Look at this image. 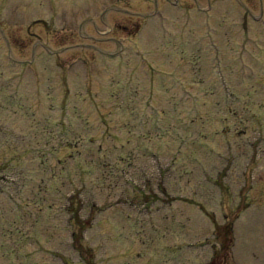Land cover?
Here are the masks:
<instances>
[{"label": "rangeland", "instance_id": "374dc122", "mask_svg": "<svg viewBox=\"0 0 264 264\" xmlns=\"http://www.w3.org/2000/svg\"><path fill=\"white\" fill-rule=\"evenodd\" d=\"M40 1L38 15H45L49 22L56 15L75 14V11L62 8L58 0ZM112 1L106 0L108 7L123 8L125 5L124 1ZM237 1L246 3V0ZM126 2L134 4L135 10H141L137 13L146 15L160 9L170 19L176 11L186 16V8L192 4L190 0H180L177 4H174L176 0ZM156 2L160 4L157 8L154 7ZM214 2L218 25H226V22L233 25L235 56H239V51L246 45L264 43L255 30L264 27L263 18L258 17L261 9L264 10V0L262 5L260 0H248L258 22L247 17V10L235 1L232 4L227 0ZM202 4L207 5V1ZM22 11H27L25 2ZM186 17L181 22L174 18L170 23L193 27L194 13L190 8ZM126 18L118 19L115 14H110L106 19L116 22L115 25L135 24ZM66 24L64 21L56 23L54 30L37 26L33 33L24 29L22 45L12 51L16 53L15 58L29 59L34 42L45 44L36 43L33 48L37 57L36 69L43 74L41 80L29 68L21 73L20 66L15 67L10 56L9 62L0 59V264H166L164 260L168 255L177 253L179 247L187 244L184 241H161L163 228L157 225L162 224L159 211L162 207L181 203L176 191L180 172H195L197 188H205L216 220L221 221L218 214L221 210L226 209L233 217L240 208L239 212L245 209L244 197L238 199V196L244 192L243 170L251 154L246 151L257 140V122L264 126V96L259 89L264 86L251 79L249 70L243 65L250 67L255 74L260 68L264 75L263 66L240 60L228 65L231 97L238 100L233 104V111L228 105L229 90H223L225 96L221 88L216 87L215 64L185 66L191 81L180 85V95L176 98L184 109L192 106L189 97L199 100L201 124L193 126L186 123L192 115L188 111L157 112L160 107L156 104L167 103L177 92V87L171 86V82L164 86L153 83L152 96L142 91L140 88L143 89L145 83L143 73L139 71L140 57L133 50L128 52L131 61L113 59L117 55L105 57L99 50L79 46L83 41H90L85 37L98 36L93 26L90 25L88 32L81 33ZM155 24L159 27L160 18L150 23ZM150 25L149 19L145 20L138 35L140 38L127 42L138 44L144 41V36L153 30ZM15 26L16 23L10 27L13 34L17 32ZM112 36L114 32L108 36L109 42ZM61 42L65 44H56ZM199 43L203 46L202 39ZM27 44L30 47L24 49ZM105 45L107 49H113L116 44ZM146 46L142 44V57L147 54ZM86 59L90 61L89 68L96 70L97 74L84 77V81L97 87L94 91L97 95L88 97V100L70 97L66 92H74L80 85V76L72 72L71 63L79 60L83 67ZM53 60L62 65L51 64ZM132 68L139 73L134 74ZM107 71L109 73L105 74ZM255 82L257 87L253 85ZM107 87L109 94H105ZM135 89H140L139 95L132 97ZM164 89L170 94L168 98L162 95ZM6 90L8 94L2 95ZM182 93L188 94L187 97ZM65 97H70L68 104H64ZM118 97L124 100L123 108L112 112ZM213 104L218 107L210 112L207 109ZM225 123L232 124L228 126L232 130L228 137L222 136ZM158 124L159 135L154 132L145 138V133L150 130L158 131ZM55 135L67 140H84L74 159L71 150L57 148L56 141L50 140ZM183 140L187 143L180 142ZM208 140L214 144L209 145ZM218 140L247 143L217 146L215 142ZM259 140L263 143L259 153L264 154V140ZM225 176L231 180L229 187L224 185L227 183ZM210 179L216 182V186ZM257 184L260 187L255 190L264 194V177L258 178ZM221 196L226 200H220ZM195 197L202 203L199 195ZM149 209L153 210L150 214ZM261 211L264 212V208ZM252 212L247 211L238 223L240 239L237 236V243L240 240L238 246L244 264H264V258L263 262L254 263L244 255L251 254L260 239L264 240V228L249 224ZM204 228L206 233H212L213 227ZM196 229L201 232L203 227ZM74 231L79 232L76 238H73ZM191 239L201 246L206 244L200 248L202 258L213 251L212 243H217L213 235L206 237L202 233ZM242 242L253 245L242 248ZM188 252L186 247L179 251L180 264Z\"/></svg>", "mask_w": 264, "mask_h": 264}]
</instances>
